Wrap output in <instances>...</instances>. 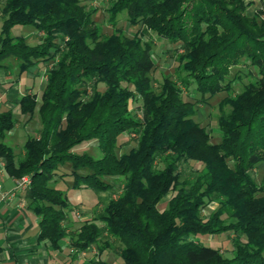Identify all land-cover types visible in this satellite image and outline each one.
I'll use <instances>...</instances> for the list:
<instances>
[{"label":"trees","instance_id":"1","mask_svg":"<svg viewBox=\"0 0 264 264\" xmlns=\"http://www.w3.org/2000/svg\"><path fill=\"white\" fill-rule=\"evenodd\" d=\"M0 7V65L13 57L23 73L48 63L41 101L34 93L20 100L23 116L40 123L20 155L5 142L18 119L0 113V156L12 176H30L26 197L41 218L40 240L62 250L68 238L72 257L96 251L98 264L108 249L122 264H264V179L255 177L264 163V0H110L109 34L84 0ZM124 10L137 27L132 35L117 27ZM16 25L34 26L43 40L12 35ZM158 39L174 44L167 51L178 65L155 86ZM247 61L258 74L237 91L242 75L233 68ZM186 90L201 97L186 98ZM222 93L214 142L196 116L199 103ZM94 140L100 156L75 151ZM67 161L74 187L100 195L94 216L77 224L66 193L50 183ZM228 231L232 257L195 238Z\"/></svg>","mask_w":264,"mask_h":264},{"label":"crops","instance_id":"2","mask_svg":"<svg viewBox=\"0 0 264 264\" xmlns=\"http://www.w3.org/2000/svg\"><path fill=\"white\" fill-rule=\"evenodd\" d=\"M1 15L0 7V31ZM14 36H23L30 44H38L44 38L43 32L37 29L25 33L17 29ZM42 63L44 68L37 64L23 73L18 61L13 57L0 65V113L12 111L18 119L16 126L7 133L5 142L9 145V140L19 137L20 134L25 139L24 145L27 137L39 130L38 118L29 121L21 113L20 100L24 95L34 93L41 101L46 87L48 65L43 61ZM18 181L19 178L7 171L5 161L0 156V264H95L96 251L89 250V253L72 257L68 238L65 239L62 250H53L46 240L39 239L41 218L29 207L26 189H21ZM79 215L80 213H77L78 220L81 219ZM71 221L70 223L76 222ZM111 252L116 253L108 249L100 253L98 258L105 264H110L105 258L102 259V255L106 256Z\"/></svg>","mask_w":264,"mask_h":264},{"label":"rangeland","instance_id":"3","mask_svg":"<svg viewBox=\"0 0 264 264\" xmlns=\"http://www.w3.org/2000/svg\"><path fill=\"white\" fill-rule=\"evenodd\" d=\"M109 1L110 0H84V3H86L89 6L98 7L99 10L95 13L94 18L97 21V23L102 27L103 32L106 34L112 33L114 31V26L110 23L109 14L106 10L108 8ZM248 1H253V0H248ZM255 7L256 6L254 5H251L249 7L248 11L251 15L254 14ZM127 18H128L127 10L122 11L118 15L117 27L124 28L127 34L132 35L134 31L137 29V27L130 26L127 23ZM17 29L25 33L28 30L36 29V28L31 25H16L15 27H13L11 31L12 35L15 34ZM172 46H174L173 43L171 44L170 42L168 41L165 42L161 39L160 40L158 39L157 43L154 46L156 51L154 53V57L158 64L156 69L152 72V77L154 79L155 86H158L160 84L164 76L169 74L174 75L176 72V67L178 64L175 58L172 57L171 53H168L167 51ZM39 67L44 68L42 62L39 63ZM237 71H239L240 74L242 75V79L236 81L235 86L237 91L241 90L243 86L247 84L249 81L253 79L255 80V77H257L258 74L257 68L251 65L250 61H247L241 65H238L237 67H234L232 75H234V73H236ZM225 95L226 93L218 94L214 98L209 99L208 103L198 104V114L196 118L197 120L201 121L204 125L208 126V128L212 132L214 142H218L221 140V134L219 133L218 122H217V116L219 113L218 103ZM185 97L193 100L195 99L197 100L201 96L196 95V98L194 96L190 97V94H188V91L186 90ZM35 118L33 120H35ZM24 140H25L24 137H22V134H20L19 137L17 138L15 137V139L9 140V143L15 147L18 153L21 152V150L23 149ZM133 143L134 141H130L129 144L126 145L121 150V152L129 150L132 147ZM75 151L78 153L87 152L93 155L94 157L100 156L98 141L95 140L91 142L79 144L78 146L75 147ZM73 170L74 167L70 161L63 163L62 165L59 166L58 172L63 173L64 176H59L50 182L51 186L59 188L66 193L68 200L71 204L70 210L68 212L69 221L72 220L71 222H75L76 220L79 219L77 213L78 214L80 213L81 218L93 217L94 216L93 209L100 200L99 199L100 195L97 194L93 189L74 187L75 175L73 174ZM255 177L259 182H261L264 179V163L259 164L258 167L256 168ZM166 198H168V196ZM167 206H168V201L167 199H164L160 203V207L165 208ZM216 206L217 204L214 203L210 204L208 207L204 209L203 214L209 215V213L213 209H215ZM78 222L79 220L73 224H77ZM232 237H233V233L230 231L223 232L217 235L199 234L195 236L196 240L205 246H210L213 248H221L222 251L225 253V255L228 257H232L234 255V244ZM97 256L98 255L96 254L95 256L96 259ZM104 258L105 260H108L110 264L123 263L122 258L118 254L113 252L109 253L108 255L106 254V256L102 255L103 260Z\"/></svg>","mask_w":264,"mask_h":264},{"label":"built area","instance_id":"4","mask_svg":"<svg viewBox=\"0 0 264 264\" xmlns=\"http://www.w3.org/2000/svg\"><path fill=\"white\" fill-rule=\"evenodd\" d=\"M31 183V179H30V176L28 175H24L23 177L19 178V181H18V186L21 188V189H27V187L30 185ZM85 254V253H84ZM83 254V255H84Z\"/></svg>","mask_w":264,"mask_h":264}]
</instances>
